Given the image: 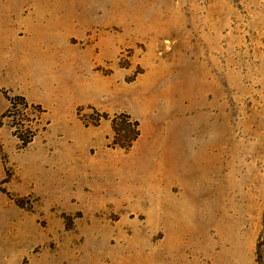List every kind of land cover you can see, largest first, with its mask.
<instances>
[{"label": "rangeland", "instance_id": "1", "mask_svg": "<svg viewBox=\"0 0 264 264\" xmlns=\"http://www.w3.org/2000/svg\"><path fill=\"white\" fill-rule=\"evenodd\" d=\"M263 214L264 0H0V264H257Z\"/></svg>", "mask_w": 264, "mask_h": 264}, {"label": "trees", "instance_id": "2", "mask_svg": "<svg viewBox=\"0 0 264 264\" xmlns=\"http://www.w3.org/2000/svg\"><path fill=\"white\" fill-rule=\"evenodd\" d=\"M137 122H132L130 123V127H132L131 132L132 135L130 136V138L126 141L125 144H119L118 146L121 149L127 150L131 147L132 143L137 139L139 133L137 130ZM255 262L257 264H264V214H263V218H262V229L261 232L258 236L257 239V244H256V250H255Z\"/></svg>", "mask_w": 264, "mask_h": 264}]
</instances>
